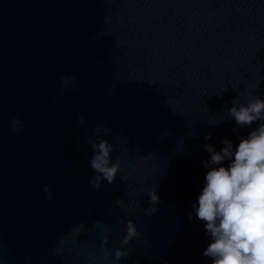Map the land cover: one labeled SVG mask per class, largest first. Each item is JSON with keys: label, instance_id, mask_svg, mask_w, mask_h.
Returning a JSON list of instances; mask_svg holds the SVG:
<instances>
[{"label": "water", "instance_id": "water-1", "mask_svg": "<svg viewBox=\"0 0 264 264\" xmlns=\"http://www.w3.org/2000/svg\"><path fill=\"white\" fill-rule=\"evenodd\" d=\"M65 77L76 83L62 89ZM257 95L264 0H0V264H211L192 209L209 171L204 145L235 148L259 127L228 114ZM96 125L111 130L100 139L120 165L99 189ZM129 219L143 235L117 262Z\"/></svg>", "mask_w": 264, "mask_h": 264}, {"label": "clouds", "instance_id": "clouds-1", "mask_svg": "<svg viewBox=\"0 0 264 264\" xmlns=\"http://www.w3.org/2000/svg\"><path fill=\"white\" fill-rule=\"evenodd\" d=\"M75 83L74 79L62 78L61 88ZM108 94H112L111 89ZM228 114L229 119H234L238 126H250L256 121L260 123L259 127L249 132L246 139L240 137L235 148L227 138L223 140L224 147L219 151L212 144L204 145L205 151L210 153V159L204 161L203 165L209 171L198 201L192 204L196 217L204 222L206 232L211 237L203 255L211 259V264H264V99L257 95L247 104L237 106L233 103ZM78 123L87 126L83 117L79 118ZM10 126L13 132L19 134L23 131L24 121L15 117L10 120ZM110 131L103 125H96L94 133L97 140L91 141L89 138L94 153L89 164L97 173L90 180L93 189H99L104 180L113 183L120 169L119 163L110 159V154L115 150L114 145L106 139H100L101 134L107 135ZM170 134L166 130L159 139ZM114 139L118 141L119 137ZM205 139L210 140L211 133ZM226 160L230 161L227 168L215 167ZM43 191L45 199H51L52 194L47 185ZM128 195L131 197L133 193L129 192ZM147 196L151 206L144 208L143 212L150 217L156 212L155 206L159 204L160 198L156 188L149 189ZM116 204L126 211L139 207L134 199H129L127 205L124 200L117 199ZM188 219L192 220L191 213ZM142 235L135 222L129 219L120 247L115 249V261L127 258L130 241ZM104 243H107V239ZM111 255L109 252L108 256Z\"/></svg>", "mask_w": 264, "mask_h": 264}]
</instances>
